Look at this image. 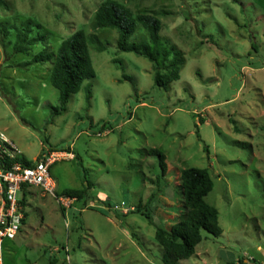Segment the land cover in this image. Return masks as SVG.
<instances>
[{
  "label": "rangeland",
  "instance_id": "374dc122",
  "mask_svg": "<svg viewBox=\"0 0 264 264\" xmlns=\"http://www.w3.org/2000/svg\"><path fill=\"white\" fill-rule=\"evenodd\" d=\"M5 1L0 129L28 159L46 147L73 152V158L50 167L56 191L85 187L87 193L61 201L25 185L37 196L29 198L24 188L18 192L19 199L25 192L20 202L25 219L13 249L3 247L4 264H163L154 232L157 226L169 228L183 211L184 167L208 169L213 187L206 200L216 207L222 232L201 230L194 254L177 264L263 262L264 0H118L133 12H166L159 15L160 34L186 59L179 78L167 90L158 88L152 63L119 51L116 30L100 29L105 49L89 44L95 76L58 115L51 114L58 90L50 82V64L21 65L42 44L28 55L16 54L15 32L31 18V34L43 33L55 51L75 30L92 31V16L103 0ZM153 147L166 162L158 183L156 156L142 152Z\"/></svg>",
  "mask_w": 264,
  "mask_h": 264
},
{
  "label": "trees",
  "instance_id": "16d2710c",
  "mask_svg": "<svg viewBox=\"0 0 264 264\" xmlns=\"http://www.w3.org/2000/svg\"><path fill=\"white\" fill-rule=\"evenodd\" d=\"M0 5L4 8L8 7L5 0H0ZM165 13L163 10L155 11L145 8L133 12L118 0H103L92 16L90 22L92 31L75 30L61 40L55 51L45 43L43 33L31 34L34 22L31 18H26L15 32L12 51L16 54L28 55L33 45L38 42L42 44V47L21 65L50 64V82L58 90V105L51 106L52 115L64 112L70 96L79 91L85 80L95 76L89 44L99 51L105 49L106 43L101 41L97 35L100 29L116 30V47L119 51L133 52L149 60L152 63L155 86L167 90L170 83L179 78L181 67L186 59L180 48L165 40L160 34L162 23L159 15ZM0 26H2L0 27V42H3L2 38L8 34V29L1 23ZM137 33H140V38H136ZM131 36L133 40L130 39ZM251 46L255 47L253 43ZM113 62L121 65V61L117 58L113 59ZM122 77L132 80L129 75L123 74ZM84 89L86 99L89 100L91 97L90 84H86ZM104 129L107 127L102 124L101 130ZM142 152L156 156L160 170L156 181L158 183L159 177L166 171L164 153L157 147L144 149ZM20 159L26 165L32 163V160L24 156ZM130 167H132L131 164ZM179 179L183 211L169 228L157 226L154 232L155 240L163 248V264H177L179 260L192 256L196 245L202 239L201 230L213 236H219L222 232L218 223V211L206 200L207 194L213 187L208 169L184 167L180 170ZM89 187L91 184L87 182V189ZM86 193L85 187L65 188L56 193V196L80 200L85 197ZM154 196L155 194L151 193L148 200ZM137 208L141 211L139 205ZM145 215L149 219L146 213ZM238 261L241 263L242 259L239 258Z\"/></svg>",
  "mask_w": 264,
  "mask_h": 264
},
{
  "label": "built area",
  "instance_id": "2783aa9c",
  "mask_svg": "<svg viewBox=\"0 0 264 264\" xmlns=\"http://www.w3.org/2000/svg\"><path fill=\"white\" fill-rule=\"evenodd\" d=\"M22 156L12 140L0 129V264H4L5 240L13 239L17 235L24 218L18 192L23 186L29 185L40 188L43 194L56 195L58 192L50 167L60 159L73 158L74 154L46 147L37 157L30 159L32 163L29 165L21 161ZM58 199L62 201L74 198L58 196ZM246 264L264 262L246 259Z\"/></svg>",
  "mask_w": 264,
  "mask_h": 264
},
{
  "label": "crops",
  "instance_id": "0c3cea01",
  "mask_svg": "<svg viewBox=\"0 0 264 264\" xmlns=\"http://www.w3.org/2000/svg\"><path fill=\"white\" fill-rule=\"evenodd\" d=\"M24 187H25V186H23L22 189H23ZM22 189H21V190H22ZM25 189L28 190V196H29V198H34V197H35V196H33L34 194L37 196V191H34V193H33V190H32V189L24 188L23 190H25ZM29 192H30V193H29ZM40 194L43 196V193H40ZM24 195H25V192L23 191L22 197L19 199V202H20V200H21V201H23V200L25 201V198H24L25 196H24ZM21 206H22V205H21ZM24 219H25V212H24V218H23V221H24ZM23 221H22V222H23ZM46 226L49 227L47 224H46ZM15 237H16V236H15ZM15 237H14V238H15ZM14 238H13V239H7V240H5V242H4V247H5V249H9V248H10V249H13V246H14V243H13ZM47 248L50 249L51 246H47ZM52 249H53V250H58L57 247H52ZM257 249H258V250H261V247L258 246ZM238 259H239V258H238ZM55 261H56V260H55L54 258H50V259L48 260L49 263H54ZM242 261H244V262L246 263V259L243 258ZM263 262H264V260H263ZM34 263H35V262H34Z\"/></svg>",
  "mask_w": 264,
  "mask_h": 264
}]
</instances>
